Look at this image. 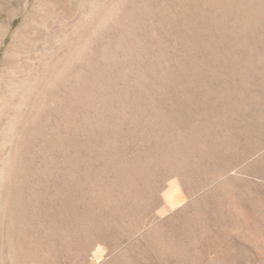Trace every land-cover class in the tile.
Segmentation results:
<instances>
[{
    "label": "rangeland",
    "instance_id": "1",
    "mask_svg": "<svg viewBox=\"0 0 264 264\" xmlns=\"http://www.w3.org/2000/svg\"><path fill=\"white\" fill-rule=\"evenodd\" d=\"M41 1L0 0L7 86L47 43L39 28L5 57ZM49 1L60 24L87 0ZM131 12L134 48L105 69L99 101L47 120L54 129L31 113L17 128L26 152L1 201L12 227L0 264L8 238L20 264H264V0H143ZM72 60L67 95L89 71ZM175 182L186 200L172 207Z\"/></svg>",
    "mask_w": 264,
    "mask_h": 264
},
{
    "label": "bare ground",
    "instance_id": "2",
    "mask_svg": "<svg viewBox=\"0 0 264 264\" xmlns=\"http://www.w3.org/2000/svg\"><path fill=\"white\" fill-rule=\"evenodd\" d=\"M142 2L143 0L83 1V3H81L82 6L80 7V10L78 8V11H80L79 17H76L72 23H69V21L67 23L66 19L65 21H63L64 19L59 20V24L55 23L57 17L54 16L55 13L51 1L42 0L40 5H38L37 7L35 6L36 9L34 12H37V15L35 14V17H32L31 19L26 21V23H24L20 30L14 35L11 46L8 50L6 49V58L8 56L17 58L20 55L19 52L22 49V46L24 44L28 45V43L31 42V40L29 41V39L31 38V33L35 35L36 32H38L39 28L42 29L40 33L43 32L44 34H47L48 40L46 39L47 43L45 41V45H43L42 43L43 47L41 49L36 47L40 50L36 55L31 54L34 56L31 57L29 62L26 61L27 63H29L28 66H20L21 68L17 66V68L13 72V75L16 74V78H14V80H11L10 85L9 83L8 86L5 85L6 81L3 80L4 78L2 76L0 77V150H3L2 162L0 163V238L3 229L5 230L7 227L11 231L12 227H8L10 225L9 221L10 219H12V217L8 219V214H6V212L4 211L6 204L1 205V201L2 197L7 201L11 198V195L13 194V191L11 192V190L13 189L11 182H13V179L16 177L15 173H17V171L19 170L17 168L18 170L16 171L12 167V165L16 162L18 163V159L20 158L21 154H24V152H26L22 149L23 141L21 142V140L23 137L22 135L20 136L17 131L19 125L24 122L23 117L25 116L26 118V115H28V113L30 115L31 113V115H33L34 117L33 120L36 126H38L39 130V127H43V125L44 127L47 126V120L51 121L52 119H54L58 124H61V121L63 124L67 121V117L70 119H75L76 117L81 115V112L79 110V115L74 117L76 114L74 115L72 112L73 110H70V108L81 107L84 106V104L90 107L92 105L89 104H93L96 103V101H99L97 99L98 96L96 95V90H99L101 86V78L104 75L105 69L109 70L112 66H114L115 62L118 61V58L120 56H127L125 50L132 51L134 48L133 46H131V42L126 39V35L129 34V32L130 34L132 33L131 28L134 27L137 22V16L136 14H132L131 10L132 8L136 9L137 7H140L142 5ZM27 4L28 3H26V6ZM1 22L2 21L0 16V47L5 41L9 30L11 29L9 28L10 26L3 25ZM53 22L57 24V29H55V31L50 27V24H52ZM20 42L24 44L21 45ZM26 49H28V47ZM86 52H90L89 55L92 54V58L90 57L91 55L89 56L90 58H88ZM67 53L70 54L71 60L72 57H74V60L85 59V65L89 67V71L87 73L86 70L83 71L88 75V77L84 78L85 80L82 79V82H80L81 79L78 80L79 84L74 87H70L69 95H67ZM97 55H99V59H102L104 61V67H102V64L99 62L98 63L101 64V66L97 64V62H95L96 60L93 59L94 57L97 58ZM5 61L8 60L6 59ZM103 84L104 83L102 82V85ZM43 86H45V88L41 92V88ZM102 93L101 95H99L102 96ZM43 96L45 98H43ZM28 97H33V100L31 98L27 99ZM102 103L103 102H101L100 104ZM100 104L99 106H101ZM67 107L68 110L64 111V109H67ZM93 110L91 111L93 112ZM86 111L89 112L88 110ZM65 112H67V114ZM43 113L46 114V120H43ZM65 114L66 117L64 116ZM97 114L99 113L97 112ZM63 117L65 118L63 119ZM49 127L47 126L46 128ZM57 127H60V125H58ZM50 128L52 129L53 127L51 126ZM50 130H47L48 134ZM8 132H13L11 138L7 136ZM21 133L23 134V132ZM179 185L180 184H178L177 182L174 183V188L168 197V201L172 207L182 205L186 200V196L182 194ZM164 211H166V209ZM7 233L9 234L8 231ZM12 242L11 239L8 238V260H10L11 264H20L18 263V261L21 262V260H18L17 258L15 260L14 258L13 252L15 251L13 250V248L15 247H11ZM94 257L96 259H101L103 255L101 252H95ZM1 260L0 262H2Z\"/></svg>",
    "mask_w": 264,
    "mask_h": 264
}]
</instances>
